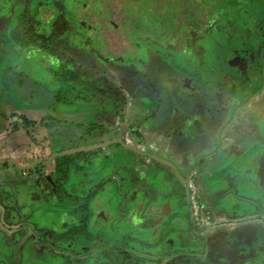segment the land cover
<instances>
[{
	"label": "rangeland",
	"instance_id": "obj_1",
	"mask_svg": "<svg viewBox=\"0 0 264 264\" xmlns=\"http://www.w3.org/2000/svg\"><path fill=\"white\" fill-rule=\"evenodd\" d=\"M202 1L108 0L104 11L93 2L92 25L66 26L53 41L57 16L44 0H0V264H264L263 223L242 228L241 240L220 233L264 216L260 178L251 183L254 144L264 142V91L252 97L264 89V0ZM29 8L25 47L15 33ZM191 29L202 55L161 45H183ZM67 70L80 73L70 86L59 78ZM64 87L77 98L55 115ZM15 111L66 125L13 133ZM80 122L105 129L88 135ZM78 153L71 195L60 196L53 159ZM178 170L195 173L199 209ZM188 235L195 246L180 250ZM238 241L241 258L229 253Z\"/></svg>",
	"mask_w": 264,
	"mask_h": 264
},
{
	"label": "trees",
	"instance_id": "obj_2",
	"mask_svg": "<svg viewBox=\"0 0 264 264\" xmlns=\"http://www.w3.org/2000/svg\"><path fill=\"white\" fill-rule=\"evenodd\" d=\"M204 1L205 0H203L201 2V4L202 5L204 4L206 6L207 2L206 1L204 2ZM246 5L248 6V2L246 3ZM199 6H201V5H199ZM235 9L236 8H234L233 11ZM236 10H238V9H236ZM233 11L229 12L231 16L225 15L227 17L223 20L226 23H228L229 25H233L234 23L235 24L238 23V21L236 20L238 18V16L236 14H234L235 11L234 12ZM226 14H228V13H226ZM31 18L32 17L30 16V8H29L24 13H22L20 20H19V22H20L19 28L20 29L18 30V32L15 33L17 42L19 44H21L22 46H25V47H28V46L33 44V41H31V39L27 38L26 36L22 37V35H21V34L26 33V30L28 28V25L30 24ZM218 22H221V21L215 20L214 22H212L211 25H209L208 27H205V29H203L204 31H203L202 35H204L205 33H209L211 30H213L214 26L217 25ZM229 28H231V27H229ZM222 29H224V28H221V30ZM191 36H193V37H191ZM233 36H235V35H233ZM233 36L231 38H233ZM185 37L186 38L183 42V45L182 44L179 45V44L175 43L172 39H170V41L166 42L168 44H161V45H167L168 48L166 50H170V49L173 50V48L178 49L183 54V56L185 58L188 55L185 52L184 53L182 52L185 46H188L190 49H192L190 55H188L187 57H193L194 53L196 55H202L203 54V53H201L202 48H200L197 44H195V43L193 44L191 42L192 40H195V41L198 40L199 35H197L196 31L191 29L189 31L188 35H186ZM58 38H59L58 33L53 32V41H57ZM149 40L156 43V40H155V38L153 39L152 35H151V38ZM189 40H190V42H189ZM140 42H142V41H140ZM99 43H101V42H99ZM50 51L55 52L56 49L53 47V48H50ZM185 51H186V49H185ZM196 55H195V57H196ZM185 73H188V72H186V70H185ZM79 74L80 73L77 70L76 71L67 70V71L63 72L62 74H60L59 78L61 79V81L64 84L70 86L69 85L70 81H77L80 79ZM188 78L191 79V77H188ZM22 84L24 85L25 83L22 82ZM75 98H77V97L74 95V92L71 90V87H67V88L64 87V88L60 89L59 91H57L54 94V100H53V103H51V107H50L53 111V114H55V115L57 114L56 106L58 104H64V105L73 104L75 102L74 101ZM53 114L48 115V116L43 115V116H40V118L36 119V118H30L29 115L26 113L19 114L17 111H15L11 114V118L14 117L13 122H12V126H13L12 132L14 133V132L20 131L22 129H25L27 131V133L33 137L40 130L56 129V128L60 127V125H62V126L66 125L65 121L62 120V118H60L59 116H55ZM78 127L81 128L82 130H84V132L88 135H93L95 132L105 129L104 126L99 124V123L85 124L83 122H80V123H78ZM73 143H74V141H73ZM83 155H86V153L65 155V156H61V157L58 156V157H55L53 159V162H54L53 166H54V170H55L53 173L55 174L54 178H55L56 183H57V192L59 193L60 196H63L64 194L71 195L65 187L66 186L65 184L68 182V179H69L68 167L71 164H73L77 158L83 157ZM75 191H77V190L75 189ZM186 244H187L186 241L183 242V245H186Z\"/></svg>",
	"mask_w": 264,
	"mask_h": 264
},
{
	"label": "flooded vegetation",
	"instance_id": "obj_3",
	"mask_svg": "<svg viewBox=\"0 0 264 264\" xmlns=\"http://www.w3.org/2000/svg\"><path fill=\"white\" fill-rule=\"evenodd\" d=\"M28 3H31V2H33V0H26ZM46 1V2H45ZM108 0H63V3H64V5L62 6V9H60V11L59 10H57V8H60V6L59 7H57L56 9H55V7H54V5L53 4H51V1L50 0H44V3H46V6H47V8H45V14H47L48 13V11H52L53 13H54V15H56L57 16V18L55 19V21H54V24H55V28H53V30H51L50 31V35H51V37H52V39H53V32H57L58 33V36H60L59 35V31H65L67 28H66V26H69V27H72V26H76V27H74V29H78V31L81 33V32H84V30L83 29H80V27L81 26H85L84 24L85 23H87L88 21H87V18H88V16L89 17H91V13L90 12H88V7L91 5V3H93V2H96V5H99L98 6V8H100V6L102 7L101 9L104 11L105 9L103 8V4H104V2H107ZM150 1H156L157 3H158V5L160 4L161 5V0H150ZM41 3H43V2H41ZM41 3H39V5L41 4ZM110 3V2H109ZM108 3V4H109ZM107 4V3H106ZM108 4L107 5H105L106 6V9H107V6H108ZM52 5V6H51ZM161 8V7H160ZM113 9V8H112ZM162 9V8H161ZM47 11V12H46ZM162 11V10H161ZM160 11V12H161ZM85 12H88V13H85ZM82 13H85L86 14V16L84 17L83 15H82ZM105 13H106V11H105ZM105 13L103 14V15H105ZM154 14H157V13H154ZM80 15H82L83 17H81ZM65 16L66 17H68L69 19L68 20H66L65 19ZM62 17V19L63 20H59L60 18ZM95 18V17H94ZM100 20V19H99ZM71 21H74L75 23H71ZM33 22V19L31 18L30 19V24ZM71 23V24H70ZM91 23V22H90ZM90 23H87V24H89V25H92V24H90ZM30 24L28 25V28L30 27ZM106 25H108L109 27H111L112 29L113 28H115L116 27V25H115V23L113 22V21H110V20H106V23H105ZM61 26V27H60ZM79 27V28H78ZM260 32H261V34L262 35H264L263 33H264V31H261V30H259ZM96 32V34H97V31H95ZM205 34H207V33H205ZM102 41H103V39H102ZM107 41V40H106ZM105 41V42H106ZM99 43V42H101L99 39H97L96 40V43ZM104 42V41H103ZM262 89L261 88H259L254 94H252V97H253V95H257L258 93H262V91H261ZM264 94V93H263ZM259 104H262V106H263V104H264V101H262L261 103H259ZM256 105H258V104H256ZM264 108V107H263ZM264 110V109H263ZM264 114V113H263ZM262 120V119H261ZM261 124V123H260ZM254 145H256V146H258V147H260V149H258V153H257V156H256V158H255V161L253 160L252 161V165H253V167L251 168L252 169V171H253V169H255L254 170V174L257 172V174L256 175H258L259 176V174H258V170L260 169V167L261 166H264V142L262 143V144H258V143H256V144H254ZM251 160V159H250ZM254 163V164H253ZM256 177L254 180L255 181H252L251 180V183L254 185V182L255 183H257V179H259V177ZM196 182V181H195ZM259 183H260V179H259ZM256 188H257V190H258V196L264 201V191H263V189H261L260 188V186L258 187V185L256 186ZM256 198H258L257 196H256ZM231 209H232V212H235V211H238V208H237V206H235V205H232V207H231ZM252 211V210H251ZM229 216H230V214H229ZM228 216V217H229ZM231 216H233V214H231ZM231 216H230V219H232L231 218ZM101 217V216H100ZM257 221H259V222H261V223H263L264 224V216L260 219V220H257ZM230 222H232L233 224H236L235 222H233V221H230ZM227 223V222H226ZM232 224V225H233ZM142 225L144 226V227H149L148 225H149V223H146V221L144 222V221H142ZM224 234V233H223ZM225 236V235H224ZM228 236V235H227ZM227 236H225V237H227ZM230 236V235H229ZM253 236V235H252ZM188 237H189V241H186V240H184L183 238L181 239V244H180V250H183V249H187V248H192L193 246H195V243H192V242H190L191 241V236L190 235H188ZM226 240V239H225ZM187 242V244L186 245H183V242ZM229 249H233V250H230V252L229 253H231V254H236V256H238V258H241L242 257V255L243 256H245L242 252L245 250V249H242L241 248V246L240 245H238L237 244V242L233 245V247H231V248H229ZM210 260V259H209ZM211 261V260H210ZM243 261V260H242ZM216 264H224V263H221V262H219V263H216ZM240 264H243L242 262L240 263ZM245 264V263H244Z\"/></svg>",
	"mask_w": 264,
	"mask_h": 264
},
{
	"label": "crops",
	"instance_id": "obj_4",
	"mask_svg": "<svg viewBox=\"0 0 264 264\" xmlns=\"http://www.w3.org/2000/svg\"><path fill=\"white\" fill-rule=\"evenodd\" d=\"M260 88V87H259ZM264 91V89L262 90V92ZM235 126V125H234ZM241 126H243V125H241ZM241 158V157H240ZM166 160V159H165ZM169 162V161H168ZM177 167V166H176ZM171 168H172V166H171ZM179 169V168H178ZM187 171V174L186 173H183V171H182V173L181 172H179V170L177 171V179H182V181L185 183V184H187V183H189V181H190V179H189V177H190V175H192L193 173V171L192 170H186ZM136 173H137V175L139 176V179H140V181L141 182H143V179H144V171H143V173L141 174V173H139L138 171H136ZM192 173V174H191ZM176 179V180H177ZM145 189V188H144ZM147 191H149L148 190V188H147ZM256 221V222H255ZM248 223V222H247ZM250 223H252L251 225H244L243 227L241 226V223H238V224H240V225H238L237 223L236 224H233V227L231 228V229H228V232H220V233H224V234H227V235H229V234H232V233H234V235L235 236H237V239H239V240H241V238H242V236H240V235H242L241 234V231L243 230L242 228H246V229H248L249 228V226H250V228L249 229H254L255 230V232H256V229L257 228H260V226L258 225V223H260V222H257V220H253V221H250ZM153 225H154V223L153 222H151V223H149V225L148 226H150V227H153ZM252 227V228H251ZM226 236V235H225ZM237 244L238 245H240L241 246V242H237Z\"/></svg>",
	"mask_w": 264,
	"mask_h": 264
},
{
	"label": "built area",
	"instance_id": "obj_5",
	"mask_svg": "<svg viewBox=\"0 0 264 264\" xmlns=\"http://www.w3.org/2000/svg\"><path fill=\"white\" fill-rule=\"evenodd\" d=\"M195 173L192 175L188 185H189V188H190V191L192 192V199H193V202H194V207H197V209H199V206H198V203H197V200H196V197H197V192H198V187H197V184L195 182Z\"/></svg>",
	"mask_w": 264,
	"mask_h": 264
},
{
	"label": "water",
	"instance_id": "obj_6",
	"mask_svg": "<svg viewBox=\"0 0 264 264\" xmlns=\"http://www.w3.org/2000/svg\"><path fill=\"white\" fill-rule=\"evenodd\" d=\"M258 174H259V178H260V188L261 189H263V191H264V166H261L260 167V169L258 170ZM139 207H141V206H139ZM139 207H138V209H139ZM137 209V208H136ZM247 212V211H246ZM245 212V213H246ZM239 214H241V215H243L244 214V212H241L240 213V211H239ZM135 221H137V218H135ZM100 222V221H99Z\"/></svg>",
	"mask_w": 264,
	"mask_h": 264
}]
</instances>
